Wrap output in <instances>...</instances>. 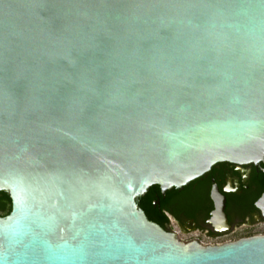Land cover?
Returning a JSON list of instances; mask_svg holds the SVG:
<instances>
[{"label": "water", "instance_id": "1", "mask_svg": "<svg viewBox=\"0 0 264 264\" xmlns=\"http://www.w3.org/2000/svg\"><path fill=\"white\" fill-rule=\"evenodd\" d=\"M218 162L264 171V0H0V264H264L143 212Z\"/></svg>", "mask_w": 264, "mask_h": 264}, {"label": "flooded vegetation", "instance_id": "2", "mask_svg": "<svg viewBox=\"0 0 264 264\" xmlns=\"http://www.w3.org/2000/svg\"><path fill=\"white\" fill-rule=\"evenodd\" d=\"M201 176L199 177L209 181L207 199L197 201L191 198L190 200L187 196L186 199L182 197L175 199L171 204L173 213H167V217L169 216L172 222L170 224L168 218L164 230L175 232L177 238L179 234L193 232L196 233L195 235L217 239L233 232L237 227L264 223V216L254 205L264 189V184L261 187L264 171H257L253 163L236 165L228 162H218L213 164ZM211 183L217 186L218 191L224 197L223 213L226 224L224 229L219 231H216L213 225L208 222L210 212L213 209L212 201L209 198ZM187 186L188 184L177 190L178 193L182 192ZM192 188L196 190L197 187L192 185ZM188 240L199 241L197 237H189L184 241ZM199 243L201 242L199 241Z\"/></svg>", "mask_w": 264, "mask_h": 264}, {"label": "trees", "instance_id": "3", "mask_svg": "<svg viewBox=\"0 0 264 264\" xmlns=\"http://www.w3.org/2000/svg\"><path fill=\"white\" fill-rule=\"evenodd\" d=\"M202 177V176H201ZM198 177L188 183V186L180 193L176 189L171 188L165 191L163 198L159 192L157 185L148 187L146 193L142 197L143 212L148 219L158 224L162 228L168 221L167 213H173L171 204L178 197L191 200L202 201L207 199V191L209 188V181ZM264 184V176L261 180V187ZM196 185V190L192 188ZM188 193V194H187ZM185 194V195H184ZM187 196V197H186ZM157 199L158 203L153 205V201ZM205 201V200H204ZM9 211V198L4 193L0 192V217L5 216Z\"/></svg>", "mask_w": 264, "mask_h": 264}, {"label": "rangeland", "instance_id": "4", "mask_svg": "<svg viewBox=\"0 0 264 264\" xmlns=\"http://www.w3.org/2000/svg\"><path fill=\"white\" fill-rule=\"evenodd\" d=\"M169 218V216H168ZM171 218H169V223L171 224ZM172 228V227H171ZM255 233H264V223H258L254 225H244L241 227H237L233 230V232L228 233L223 237L216 238H208L204 236L195 235L196 233H189V234H179L178 238L182 241L188 239L189 237H197L202 244H211V243H218L222 240H234L240 237L252 235Z\"/></svg>", "mask_w": 264, "mask_h": 264}, {"label": "built area", "instance_id": "5", "mask_svg": "<svg viewBox=\"0 0 264 264\" xmlns=\"http://www.w3.org/2000/svg\"><path fill=\"white\" fill-rule=\"evenodd\" d=\"M225 241H228V240H225ZM225 241H222V242H225ZM218 243H221V242H218Z\"/></svg>", "mask_w": 264, "mask_h": 264}]
</instances>
